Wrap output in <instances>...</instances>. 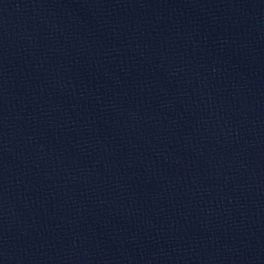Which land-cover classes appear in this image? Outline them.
Instances as JSON below:
<instances>
[{
	"label": "water",
	"instance_id": "obj_1",
	"mask_svg": "<svg viewBox=\"0 0 264 264\" xmlns=\"http://www.w3.org/2000/svg\"><path fill=\"white\" fill-rule=\"evenodd\" d=\"M0 264H264V0H0Z\"/></svg>",
	"mask_w": 264,
	"mask_h": 264
}]
</instances>
